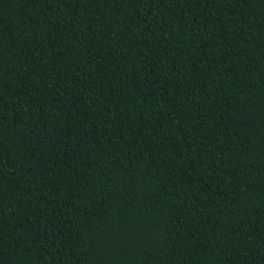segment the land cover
<instances>
[{"label": "trees", "instance_id": "1", "mask_svg": "<svg viewBox=\"0 0 264 264\" xmlns=\"http://www.w3.org/2000/svg\"><path fill=\"white\" fill-rule=\"evenodd\" d=\"M0 264H264V0H0Z\"/></svg>", "mask_w": 264, "mask_h": 264}]
</instances>
